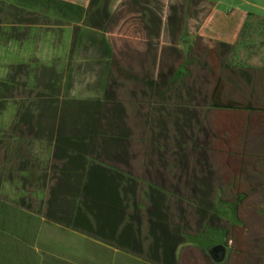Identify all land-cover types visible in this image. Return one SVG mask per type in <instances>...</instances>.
Instances as JSON below:
<instances>
[{
  "label": "rangeland",
  "instance_id": "rangeland-1",
  "mask_svg": "<svg viewBox=\"0 0 264 264\" xmlns=\"http://www.w3.org/2000/svg\"><path fill=\"white\" fill-rule=\"evenodd\" d=\"M66 1L84 7H89L90 3V0ZM214 1H220L221 10L239 8L264 19V0ZM197 4L198 0H108L113 15L107 25L76 23L61 31L59 27L52 29L53 22L37 17L9 21L20 41H6L4 33L11 26L1 20L0 14V81L7 77L15 83L14 87L3 90L5 104L0 106V129L11 126L17 115L18 134L33 141L25 145L23 151L26 156L33 153L37 159L30 161L29 158L28 162L18 159L10 172L4 163L11 159V153L5 142L0 144V206H4L0 213V264L111 262L113 257L102 254L101 247L105 242L114 246L118 243L98 234L96 224L107 228L116 222H89L81 205L80 215L76 214L79 201L74 204L70 198L58 200L54 192L58 188L57 173L60 166L69 167L70 159L64 155L66 152L58 149L59 144L53 150L49 142L63 139L60 144L72 146L88 159L122 169L121 158L108 150L118 146V140L112 136L120 138L123 133H130L132 139L140 141L144 128L147 137L154 135L153 129L160 135V127L166 121L171 124L170 109L182 104L180 96L172 93V83L183 69L197 66L190 62L196 56L193 55L198 50L196 44L189 49L180 47L185 33L198 39L197 23L200 24L203 16L192 14L185 27L180 15L185 5L201 9L202 5ZM143 11H153L151 18H162L160 36L156 26L152 34L146 32L139 13ZM176 13L178 20L168 22L170 15ZM76 34L81 37L75 40ZM107 46L113 54V67L104 56ZM9 66L12 69L7 71ZM161 71L168 77L166 80L161 79ZM136 76L150 78L143 82ZM123 107L127 110V119L122 116ZM146 113L154 119L151 129ZM174 121L173 117L172 123ZM134 144L138 151L136 148L140 144ZM59 147L66 149L63 145ZM39 161L49 164L41 166ZM23 169H31L34 181L33 184L25 182L23 187L29 192H40L31 193L23 204L15 205L12 201L22 196L19 189L23 187L16 179H20L19 173ZM6 179L16 184L11 185L5 182ZM83 189L84 185L78 192ZM57 191L65 197L64 189ZM88 194L91 196L93 191ZM94 194L93 205H101V199L107 203L115 201L103 193ZM15 208L21 214L17 211L15 214ZM215 213L230 219L233 212L218 204ZM71 214H76L75 229L69 223ZM127 230L132 232L130 228ZM132 237L133 247L140 248L143 241L138 236ZM199 243L211 250L215 246H224V239L210 233L208 239ZM154 247L158 246L155 244Z\"/></svg>",
  "mask_w": 264,
  "mask_h": 264
},
{
  "label": "crops",
  "instance_id": "crops-1",
  "mask_svg": "<svg viewBox=\"0 0 264 264\" xmlns=\"http://www.w3.org/2000/svg\"><path fill=\"white\" fill-rule=\"evenodd\" d=\"M198 2L201 9L185 5L180 12L185 27L192 14L203 16L197 23L198 39L185 33L180 47L189 49L196 44L198 49L192 58L198 61L199 88L207 97L200 110L202 129L198 136L217 161L215 193L207 194L204 185L197 195L187 189L188 213L181 219V227L189 237L177 249L170 243L154 247L156 239H167L156 230L151 244L133 247L132 236L137 235L130 221L103 207L98 220L115 221L116 225H101L100 235L116 240L118 246L104 243L102 254L113 259L101 264H264V19L239 8L221 10L220 1ZM192 58L190 62L195 63ZM212 71H217V76ZM216 94L237 108L210 107V98ZM218 204L231 209L230 219L216 213L214 224L202 219L199 209ZM210 233L224 239L227 255L221 263L199 243Z\"/></svg>",
  "mask_w": 264,
  "mask_h": 264
},
{
  "label": "flooded vegetation",
  "instance_id": "flooded-vegetation-1",
  "mask_svg": "<svg viewBox=\"0 0 264 264\" xmlns=\"http://www.w3.org/2000/svg\"><path fill=\"white\" fill-rule=\"evenodd\" d=\"M139 13L146 32L152 34L156 26L160 36L164 23L162 18H151L153 11ZM110 15L112 17L113 14ZM175 18L177 13L170 15L168 22L175 21ZM176 49L174 51L180 57ZM194 54L197 56V51ZM194 64L198 65L197 62ZM187 71H189L188 68L183 69L172 83V93L180 96L182 104L170 109L171 113L168 117L171 124L169 125L166 121V124L160 127V135H156L157 130L153 129L154 135L151 137H147V129L144 128L139 136L140 141L132 139L133 134L130 133L128 135L123 133L120 138L116 137L118 146L108 150L121 158L123 168L103 164L115 172L107 170L109 172L106 174V179L92 176L83 189L86 194L82 208L84 217L89 222L98 221L97 218H100V210L103 207L108 210L113 209L130 221L128 224L136 230V235L143 241V245L152 243L151 235L154 230L156 233L161 232L163 236L165 235L166 241L156 239L157 249L165 247V243H170L174 249H177L183 244L176 247L174 240H186L189 237L182 232L181 227V219L188 213L186 206V202L190 199L188 190L197 195L201 186L204 185L208 190L207 194L213 196L215 193L213 190L217 161L211 158L212 150L201 145L198 136V132L202 129L200 110L206 103L207 97L199 88L202 81L197 76L196 68L192 72L187 73ZM159 74L161 79L168 78L162 71ZM148 78L150 77L136 76V79L143 82H146ZM122 116L124 119L128 118L124 107ZM145 116L150 121L151 129L154 126L152 123L154 119L150 117V114L146 113ZM173 117L175 121L172 123ZM135 142L140 144L136 148L138 151H135ZM114 174L116 178L112 179ZM69 182L63 184L64 190L68 193L80 191L83 187L82 183L75 186ZM92 191L93 194L90 196L88 193ZM94 193H103V196L114 198L115 201L107 203L101 199L99 200L101 205H93L96 200ZM68 196L69 194H65V197L63 195L59 197L64 200ZM199 212L202 214V219H208L211 224H214V207L199 209ZM155 219H162V221ZM164 219H167L166 223L163 222ZM96 229L97 233L101 234L100 224H96Z\"/></svg>",
  "mask_w": 264,
  "mask_h": 264
},
{
  "label": "trees",
  "instance_id": "trees-1",
  "mask_svg": "<svg viewBox=\"0 0 264 264\" xmlns=\"http://www.w3.org/2000/svg\"><path fill=\"white\" fill-rule=\"evenodd\" d=\"M199 3V2H198ZM98 5V6H96ZM198 5V4H197ZM96 6V7H95ZM195 8V7H194ZM0 14H1V20L5 21L6 23H8L9 21H14L16 20H21L24 17L30 18V17H37L39 18V20H45L48 23H52L55 24L54 27H52V29L54 30L56 27H59V30H63V28H68L70 25L72 24H76V23H83L85 25L87 24H98V26H104L107 25V23L110 20L111 17V11H110V7L108 6V0H90L89 3V7H84L80 4H77L75 2H71V1H66V0H0ZM21 18V19H20ZM10 24V29L5 31V39L6 41L8 40H15V41H20L17 37H15L14 33H13V25L12 23H8ZM49 25V24H48ZM62 28V29H61ZM79 32V31H78ZM82 34V33H81ZM81 37V35H80ZM79 36L74 35V39L76 40V38H80ZM106 51L104 53V56L107 60L108 63H110V65H114V62L112 60V51L110 49L109 46L106 47ZM111 58V59H110ZM20 66V65H19ZM23 66V65H21ZM111 67V68H112ZM12 68L11 66H9L7 68V71H10ZM212 75H216L217 76V71H212L211 72ZM219 82V81H218ZM109 85V83H108ZM15 83L14 80H8L7 77L5 80L0 81V106L4 105L5 103H3V90L7 89L9 87H14ZM5 101V100H4ZM209 106L213 107V108H217V109H235L237 108L235 104H230V103H224L221 100V97L219 95H213L210 98V102H209ZM17 118V115L15 116V118L13 119L12 125L9 126L7 129H0V144L4 143L7 145L9 152L11 153V159L7 162L4 163V166H8L10 172L13 171L14 168V162L17 161L18 159L20 160H24L27 161L30 158V161H36L37 159H35V157L33 156V153H31L32 155L30 156L29 154L26 156L24 153V148L26 147L25 145H30L31 140H29L26 137L20 136L18 134V124H19V118ZM113 139H117L115 136H112ZM55 141L50 140L51 142L50 145H53V150L54 148L57 146V144H59L60 146L63 145L64 147H66V149L63 150L62 147H59V145L57 146L58 149L60 148V150L62 149V152H66L64 153V155L66 154V156H68V158L70 159L69 162V167L65 168L63 166H60L57 164V166L59 167V172L57 173V180H58V184L56 187H58L54 192L56 197L58 198V200L60 199V193H58V189H64L63 184H66L68 181L69 184H74L76 185H80L81 183H83V185H87L89 183V181L91 180V177H102L104 179L107 178L106 174L109 171H113V170H109V168H107L106 166H104L103 164L97 162V161H93L91 160V158L89 157V159L86 157V155L84 154H80L77 153L72 146L67 145V144H60L63 143V139H55ZM43 144H45L44 141H39ZM58 142V143H57ZM67 145V146H66ZM73 152V154H72ZM75 153V154H74ZM76 159V160H75ZM74 160V161H73ZM81 162H78V161ZM51 161V160H50ZM57 161V160H56ZM41 166L45 165L47 166L49 163H41V161H39ZM52 163V162H51ZM2 166V165H1ZM0 166V167H1ZM41 169V168H40ZM5 170V169H4ZM109 170V171H107ZM10 172H8L7 174H9ZM115 172V171H113ZM69 173V174H68ZM73 173H76L77 175H73ZM5 173V175H7ZM66 174V175H65ZM20 175V179H16L18 184L21 183L22 187L25 184V182L29 183V184H33V173L31 172V169H23L20 171L19 173ZM38 175V174H36ZM115 175V174H114ZM64 176H67L66 178H62ZM5 182H9L11 185H15L16 183H14V181L11 180H5ZM106 183H108V181H105ZM19 191H21L22 196H20L17 200L12 201L15 205H19V204H23L26 196L30 195L31 193L36 194L40 192L39 191H34V192H29L27 189L20 188ZM85 191L83 190L82 192H73L70 191L69 193L65 191L66 194H69L68 198H70L73 202H75L74 204H76L77 201H79V206L76 208L77 210V215H80V205L83 207L84 203H85V195L84 193ZM57 198L55 200H57ZM82 199V200H81ZM66 200V199H64ZM62 200V201H64ZM67 201V200H66ZM74 204H73V208H74ZM12 208H10L11 210ZM59 209H61V205L59 206ZM4 210V206L1 205L0 206V213H2ZM13 210V209H12ZM17 209H14V213L16 214ZM18 212V211H17ZM20 213V211L18 212V214ZM6 214V213H5ZM21 214V213H20ZM76 214H74V216H76ZM73 216V214L70 215V225H72V227L74 226V229L77 227V219H75V217ZM191 237V236H190ZM239 238V237H238ZM185 240H174V244L177 247L178 245L184 244Z\"/></svg>",
  "mask_w": 264,
  "mask_h": 264
},
{
  "label": "water",
  "instance_id": "water-1",
  "mask_svg": "<svg viewBox=\"0 0 264 264\" xmlns=\"http://www.w3.org/2000/svg\"><path fill=\"white\" fill-rule=\"evenodd\" d=\"M208 254L215 262L221 263L226 258L227 248L223 245L215 246L208 251Z\"/></svg>",
  "mask_w": 264,
  "mask_h": 264
}]
</instances>
